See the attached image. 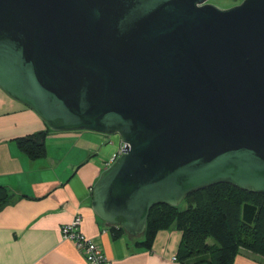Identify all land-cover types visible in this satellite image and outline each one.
Wrapping results in <instances>:
<instances>
[{
	"label": "water",
	"instance_id": "obj_1",
	"mask_svg": "<svg viewBox=\"0 0 264 264\" xmlns=\"http://www.w3.org/2000/svg\"><path fill=\"white\" fill-rule=\"evenodd\" d=\"M0 87L53 130L119 134L92 206L132 236L216 183L264 193V0H0Z\"/></svg>",
	"mask_w": 264,
	"mask_h": 264
},
{
	"label": "crops",
	"instance_id": "obj_2",
	"mask_svg": "<svg viewBox=\"0 0 264 264\" xmlns=\"http://www.w3.org/2000/svg\"><path fill=\"white\" fill-rule=\"evenodd\" d=\"M47 128L37 112L0 87V186L9 194L0 207V264H91L62 235V225L78 215L81 231L102 247L110 264H182L176 227L160 230L152 248H144L127 234L114 237L92 206L93 186L119 152L120 138L87 129L53 130L46 154L29 157L17 138ZM233 264L264 263L239 253Z\"/></svg>",
	"mask_w": 264,
	"mask_h": 264
},
{
	"label": "trees",
	"instance_id": "obj_3",
	"mask_svg": "<svg viewBox=\"0 0 264 264\" xmlns=\"http://www.w3.org/2000/svg\"><path fill=\"white\" fill-rule=\"evenodd\" d=\"M50 131L48 127L17 140L29 157L39 158L46 154ZM0 192L1 207L9 194L5 186ZM172 226L182 234L177 254L182 264H233L239 253L264 263V193L216 183L193 191L178 205L152 206L140 236L121 226L110 230L114 237L127 234L136 246L151 249L158 232Z\"/></svg>",
	"mask_w": 264,
	"mask_h": 264
},
{
	"label": "built area",
	"instance_id": "obj_4",
	"mask_svg": "<svg viewBox=\"0 0 264 264\" xmlns=\"http://www.w3.org/2000/svg\"><path fill=\"white\" fill-rule=\"evenodd\" d=\"M124 146L125 143L122 142L120 150L114 155L111 160L112 162L122 152V147ZM80 223L81 217L78 215L72 222L63 224L61 228L63 237L75 242L76 246L85 254L91 264H110V260L102 247L81 231ZM174 259H176V256H174Z\"/></svg>",
	"mask_w": 264,
	"mask_h": 264
},
{
	"label": "rangeland",
	"instance_id": "obj_5",
	"mask_svg": "<svg viewBox=\"0 0 264 264\" xmlns=\"http://www.w3.org/2000/svg\"><path fill=\"white\" fill-rule=\"evenodd\" d=\"M210 2H213V3H215V4H217V5H219L220 7H230V6H233V5H235V4H238V3H240L242 0H209ZM57 131V130H56ZM108 135V134H107ZM114 135V137H119L120 138V136H119V134L118 133H113V134H110V135H108V136H113ZM121 139H119V141H120ZM105 144V143H104ZM116 144H118L117 142H115V145ZM114 145V146H115ZM111 147H107V149H106V153L107 154H109L110 152H111Z\"/></svg>",
	"mask_w": 264,
	"mask_h": 264
}]
</instances>
